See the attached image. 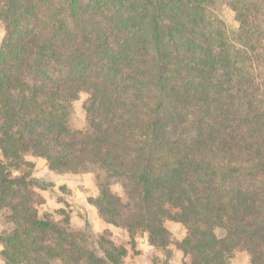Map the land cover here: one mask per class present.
<instances>
[{
    "label": "trees",
    "instance_id": "obj_1",
    "mask_svg": "<svg viewBox=\"0 0 264 264\" xmlns=\"http://www.w3.org/2000/svg\"><path fill=\"white\" fill-rule=\"evenodd\" d=\"M0 0V237L5 264H125L128 249L41 216L26 154L55 175L93 168L100 218L173 256L167 221L187 230L183 264H264V0ZM66 71L51 74L49 68ZM86 127L69 125L80 94ZM223 235L220 237L218 231Z\"/></svg>",
    "mask_w": 264,
    "mask_h": 264
},
{
    "label": "rangeland",
    "instance_id": "obj_2",
    "mask_svg": "<svg viewBox=\"0 0 264 264\" xmlns=\"http://www.w3.org/2000/svg\"><path fill=\"white\" fill-rule=\"evenodd\" d=\"M216 9L231 37L239 27L234 12L224 0L216 1ZM4 37L5 24L0 20V48ZM49 71L58 77L66 72L57 70L53 63ZM87 102L88 95L82 93L73 104L69 125L75 131H83L86 127L83 108ZM23 175L28 176L31 205L41 216L49 217L52 222L71 232L84 231L91 238L105 235L117 245L125 246L128 249L125 264H183V253L175 246L187 234L183 225L170 221L165 223L170 232V248L173 252L172 258L167 260L163 253L150 245L147 233L139 232L131 237L126 230L105 223L97 210L89 205V198L99 197V183L108 184L113 193L126 200V180L110 177L97 168L80 175L58 176L49 171L45 160L32 154H26L21 168L14 172V176ZM12 229V223L0 214V237L10 233ZM218 235L221 237L223 232L219 230ZM2 249L0 244V264H5L1 255ZM232 264H250V258L246 252L239 251Z\"/></svg>",
    "mask_w": 264,
    "mask_h": 264
}]
</instances>
